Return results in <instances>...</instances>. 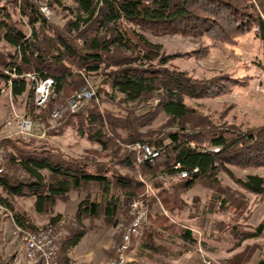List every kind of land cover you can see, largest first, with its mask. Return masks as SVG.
<instances>
[{
  "label": "trees",
  "instance_id": "trees-1",
  "mask_svg": "<svg viewBox=\"0 0 264 264\" xmlns=\"http://www.w3.org/2000/svg\"><path fill=\"white\" fill-rule=\"evenodd\" d=\"M241 1L0 0V41L12 50L7 54L0 52V82L11 80L14 98L28 92V96H33L31 83L24 74L32 73L42 80L51 78L50 100L44 110L47 114L69 90H73L70 85L79 86L83 75L92 76L97 82L96 98L103 93L108 100L120 98L126 105H136L156 97L160 111L169 120L167 128L161 130L162 133H154L150 139L149 135L137 133L132 123L142 114L127 111L124 116H119L103 112L98 109L95 99L75 113H66L63 121L66 124L73 122L76 131L97 143L100 152L94 155L102 156V160L94 157L74 159L37 141L8 139L6 164L25 173L22 177L8 172L0 174V205L12 211L15 223L36 230L24 213L16 211L15 199L31 198L35 212L44 214L72 192L81 196L74 212L78 225H84L85 219L100 217L107 223H114L120 210L143 189L137 171L146 175L158 189V196L167 203L168 197L175 195L173 190L167 192L170 189H189L201 179L215 180L225 168V160H233L236 155L246 157L240 164L248 166L252 160H247V155H260V149L264 152V128L237 135L220 128L196 132V127L187 121L192 110L183 98L198 97L211 86L190 80L182 72L154 68L153 61L158 60L160 64L165 61L160 55V47L137 31L156 32L158 29V33L172 30L185 34L198 30L202 35L216 37V41L222 42H234L239 36L253 33L261 41L264 53V0H253L255 4L252 0ZM40 5L59 13L64 23L48 20L40 11ZM129 24L136 25L137 29L127 27ZM118 128L127 133L123 142L152 144L157 156L137 164L132 149L111 143L115 141L110 138L111 133ZM116 136L118 140L120 136ZM112 158H116L114 162L110 161ZM107 163L117 164L128 172H120L116 166L115 169ZM159 174L163 180L157 179ZM237 183L243 190L264 200L263 176L248 174ZM153 209L148 213L151 223L165 218ZM59 219L60 214L50 217V224H56ZM157 229L162 233L152 225L143 226L145 235L138 247L140 255L146 250L161 252L149 241L164 232H168L166 237L170 240H181L189 247L197 243L188 228L166 221ZM261 235H264V217L251 232L245 233V238ZM83 236L82 228L70 230L62 241L63 263L69 262V253ZM257 264H264V261Z\"/></svg>",
  "mask_w": 264,
  "mask_h": 264
},
{
  "label": "rangeland",
  "instance_id": "rangeland-1",
  "mask_svg": "<svg viewBox=\"0 0 264 264\" xmlns=\"http://www.w3.org/2000/svg\"><path fill=\"white\" fill-rule=\"evenodd\" d=\"M239 2L242 3L241 0ZM44 6L46 5H40L41 12ZM47 9L49 12L43 15L48 20L54 19L52 21L57 24L64 23L59 13H54L48 7ZM126 26L137 29L136 25ZM157 30L151 32L137 29L149 41L160 47V55L165 61L160 64L155 60L151 65L164 71L182 72L190 80L203 81L211 86L198 97L183 98L192 110L187 121L196 127L194 128L196 132L220 128L230 130L237 135L264 128V53L261 41L254 37L253 33L239 36L234 42H222L216 41V37L202 35L198 30H191L185 34H177L172 30L168 33H158ZM218 33L216 31V34ZM0 52L7 54L12 50L6 43L0 41ZM93 80L92 76L83 75L82 84L70 85L73 90H69L47 114L44 110L48 106L51 92L47 100L40 105L33 96H28L29 92L17 98L12 96V100L8 95L1 96L0 139H3L5 162L8 153L6 141L15 138L46 144L74 159L94 157L102 160V156L94 155L97 151L100 152V146L76 131L73 122L66 124L63 121L66 113H75L85 104L83 103L74 112L68 107L71 97L80 89L91 88L94 91L91 99H95L98 109L103 112H111L119 116H124L127 111L142 114L132 123L137 133L149 135L150 139L154 137V133H162L161 130L167 128L169 120L160 111L157 105L158 98L151 97L144 104L136 105H126L120 101V98L108 100L103 93L96 98L97 82ZM88 101L86 103H89ZM55 109L62 111L58 118L52 117ZM9 115L18 118L29 116L34 123L32 134L18 135L15 134L14 128H6L5 122ZM108 132L110 133L109 129ZM116 135L120 136L118 140ZM126 135L123 129L118 128L111 133L110 138H115L111 143H116L118 147L124 149H132L137 164H143L149 155L139 154L138 161L139 148L136 144H140L141 147L149 145L150 148L153 145L144 141H141L142 145L138 141L123 142L122 139ZM105 153L107 155L109 151ZM258 153L260 155H247V160H252L248 166L240 164L246 157L241 158L236 155L233 160H225V168L217 174L215 180L201 179L189 189L179 187L168 190L167 192L173 190L175 195L168 197L167 203L158 196V189L152 186L146 175L142 171H137L136 176L143 183V189L120 210L114 223H107L100 217L85 219L84 225H78L74 212L81 196L75 192L70 193L67 199L57 201L51 211L44 214L35 212L31 198H17L13 203L16 211L24 213L26 220L35 226L36 232L47 233L58 240L66 236L61 240L64 242L70 230L74 228L84 230V236L68 255L69 262L63 263L61 251L63 245H61L56 254V264H110L116 257L121 237L132 220L131 204L134 201L141 205L145 218L138 235L133 237L126 251V264H257L260 260L264 261V235L245 238V233L251 232L264 217V200L240 188L237 180L244 179L248 174L264 177V152L260 149ZM104 159L107 161L108 157L105 156ZM115 159L112 158L110 161L114 162ZM112 166L114 168L116 166L120 172H128L117 164ZM6 169L14 176H25L22 170L9 167L7 164ZM156 177L163 180L160 174ZM167 187L169 188L168 185ZM150 209L159 211V214L165 218L160 222L151 223L148 220ZM57 214H60L58 222L54 225L50 224V217ZM166 221L177 227L190 229L197 238V243L189 247L181 240H170L166 237L168 232H164L163 235H156L152 242L149 241L158 246L161 252L146 250L144 255H140L138 247L141 238L145 235L143 226L152 225L153 229L162 233L157 226ZM19 229L28 231L15 223L11 210L1 205L0 264H38L36 259L28 258L24 233ZM179 251L185 253L175 256Z\"/></svg>",
  "mask_w": 264,
  "mask_h": 264
},
{
  "label": "built area",
  "instance_id": "built-area-1",
  "mask_svg": "<svg viewBox=\"0 0 264 264\" xmlns=\"http://www.w3.org/2000/svg\"><path fill=\"white\" fill-rule=\"evenodd\" d=\"M43 14H47L49 10L47 6L41 8ZM11 77H15L12 75ZM24 77L28 79L31 83V89L33 91V98H40V101L47 100L50 95L53 81L51 78L46 79H38L32 73L24 74ZM7 89H11V80L7 82H0V94L7 95ZM94 91L91 88L80 89L74 93V95L70 99V103L68 107L70 110H75L86 103V101L90 100ZM12 100L13 98H9ZM62 111L55 109L53 111L54 118H58L61 115ZM5 127L15 129V134L18 135H31L34 129L33 120L29 116H23L22 118H18L17 116L9 115L6 119ZM142 145V144H141ZM139 148L137 154V160H140L139 154L144 153L148 154L153 147L150 146H140V144H136ZM142 150V152H139ZM0 169L3 170L4 173H7L6 162H5V151H3V142L0 139ZM185 176V174H182ZM132 220L128 223V227L125 229L121 237L120 245L117 249V255L114 259L111 260L110 264H122L125 256L121 255V247L124 246L125 234L126 232H134L135 236L138 235L140 227L143 225V219L145 218V212L141 210V205L139 206V202L134 201L132 204ZM1 206V205H0ZM140 207V208H139ZM21 230V229H19ZM24 233V236H30L33 238V248H32V258L38 261V264H56V254H57V238L51 237L47 233H33L30 230H21Z\"/></svg>",
  "mask_w": 264,
  "mask_h": 264
},
{
  "label": "bare ground",
  "instance_id": "bare-ground-1",
  "mask_svg": "<svg viewBox=\"0 0 264 264\" xmlns=\"http://www.w3.org/2000/svg\"><path fill=\"white\" fill-rule=\"evenodd\" d=\"M4 95L5 94H0V97L4 96ZM7 95H8V97L12 98L13 95H12L11 89H7ZM35 99H36V103H38L39 105L46 101V100L40 101V98H35ZM70 111L74 112V110H70ZM52 117L54 118L53 113H52ZM12 136H14V135H12ZM6 137H8V136H6ZM2 142H3V139H2ZM3 151H4V149H3ZM155 155H156L155 150L151 149L150 152H149V157L148 158L153 157ZM2 173H3V170L0 169V174H2ZM182 174H185V173H182ZM31 232H33V231H31ZM33 233H42V232H36L35 231ZM62 236H59V238H61ZM134 236H135L134 232H126L124 246L121 247V255L125 256L127 254L126 251H128V249H129V247L131 245L130 243H131V241H132ZM23 237H24V240H25L24 244L26 246L25 247L26 248V252H27L28 256L30 258H32L33 238H31L30 236H23ZM65 237L63 236L61 239H59V240L57 239V250H60V247L62 245V241L61 240H63V238H65ZM126 263H127L126 260H123L122 264H126Z\"/></svg>",
  "mask_w": 264,
  "mask_h": 264
},
{
  "label": "crops",
  "instance_id": "crops-1",
  "mask_svg": "<svg viewBox=\"0 0 264 264\" xmlns=\"http://www.w3.org/2000/svg\"><path fill=\"white\" fill-rule=\"evenodd\" d=\"M76 248V246L72 249V251L74 250ZM27 256H28V254H27ZM28 258H30L29 256H28ZM31 259V258H30Z\"/></svg>",
  "mask_w": 264,
  "mask_h": 264
}]
</instances>
